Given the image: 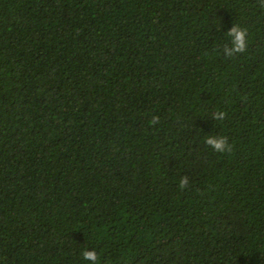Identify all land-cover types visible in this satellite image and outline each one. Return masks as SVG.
Listing matches in <instances>:
<instances>
[{"label": "trees", "instance_id": "obj_1", "mask_svg": "<svg viewBox=\"0 0 264 264\" xmlns=\"http://www.w3.org/2000/svg\"><path fill=\"white\" fill-rule=\"evenodd\" d=\"M236 23L249 47L226 58ZM87 248L264 264L260 0H0V264H91Z\"/></svg>", "mask_w": 264, "mask_h": 264}, {"label": "clouds", "instance_id": "obj_2", "mask_svg": "<svg viewBox=\"0 0 264 264\" xmlns=\"http://www.w3.org/2000/svg\"><path fill=\"white\" fill-rule=\"evenodd\" d=\"M260 6L264 8V0H260ZM226 36L230 38V43H226L223 46V54L226 58H233L237 55L243 54L249 47V30L246 27H242L239 24H235L231 27ZM211 117L215 121H224L227 117V112L224 110H215L212 112ZM160 120L159 116H153L150 120V124L155 126ZM204 143L210 146L217 153H231L233 151V144L229 142V138L224 135H208L204 138ZM189 185V176L183 175L178 182V187L183 190ZM82 257L86 261H90L91 264H97L99 260L98 252L89 248L83 250Z\"/></svg>", "mask_w": 264, "mask_h": 264}]
</instances>
